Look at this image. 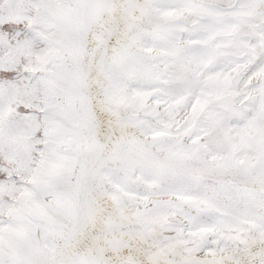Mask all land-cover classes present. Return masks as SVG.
<instances>
[{
    "label": "snow or ice",
    "instance_id": "snow-or-ice-1",
    "mask_svg": "<svg viewBox=\"0 0 264 264\" xmlns=\"http://www.w3.org/2000/svg\"><path fill=\"white\" fill-rule=\"evenodd\" d=\"M0 264H264V0H0Z\"/></svg>",
    "mask_w": 264,
    "mask_h": 264
}]
</instances>
